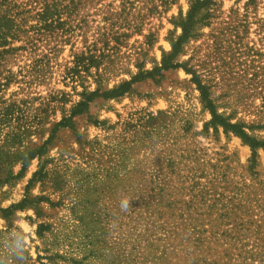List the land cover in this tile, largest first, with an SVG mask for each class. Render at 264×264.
Segmentation results:
<instances>
[{
  "label": "rangeland",
  "instance_id": "1",
  "mask_svg": "<svg viewBox=\"0 0 264 264\" xmlns=\"http://www.w3.org/2000/svg\"><path fill=\"white\" fill-rule=\"evenodd\" d=\"M192 1L0 6L12 8L0 29V208L31 200L8 218L0 212V264H153L201 195L237 197L264 233V151L252 173L241 138L220 127L202 133L211 114L182 66L103 96L161 65ZM194 33L173 61L199 74L218 113L264 139V0H216ZM90 54L99 65L71 73ZM93 91L102 95L70 127L57 126ZM129 195L125 213L119 202Z\"/></svg>",
  "mask_w": 264,
  "mask_h": 264
},
{
  "label": "trees",
  "instance_id": "2",
  "mask_svg": "<svg viewBox=\"0 0 264 264\" xmlns=\"http://www.w3.org/2000/svg\"><path fill=\"white\" fill-rule=\"evenodd\" d=\"M7 1L0 0V6L6 4ZM48 6L45 4L41 16L48 12ZM215 6L216 0H193L186 17L180 23L182 34L175 41L172 38L169 39L172 50L168 55L163 56L161 65L150 72L138 73L130 81H125L119 86L105 91L103 96L107 98L121 96L129 90L131 83L137 78L150 77L158 71L182 66L186 72L191 74V81L200 93L201 102L211 114L210 120L204 123L202 133L208 134L210 127L213 132L217 133L220 127L224 133L231 132L241 138L251 149L248 170L255 173L257 149L264 151V139L248 134L243 123L231 122L228 117L218 113L210 96L209 86L202 82L199 74L186 65L173 61L180 52L182 43L196 35L194 33L195 25L200 22V19L211 17ZM13 7L15 6L13 5ZM203 9H205V13L201 18H198L197 15ZM11 11L12 8H9L0 13V29H4L2 21H11L9 19ZM4 44L1 42V45ZM5 52L7 51H0L1 54ZM85 60V57H77L71 73L76 75L80 68L99 65L100 63L91 54L89 61ZM101 95L97 91L84 94V99L79 101L71 110L70 115L59 121L57 126L70 127L72 117L85 112L93 97ZM45 144L47 141L42 147ZM42 147L38 151L42 150ZM215 178H212L213 185H215ZM222 182L225 190L227 187L226 179H223ZM224 199L225 201H223ZM236 199L235 196L226 198L222 193L210 197L201 195L199 200L191 201L186 208L187 211L180 212L178 221L172 225V230L167 233V239H171V242H167L163 253L156 257L153 264H264V233H262L261 226L257 225L256 220L248 217L241 200ZM28 204H31V200L24 198L18 203L0 208L1 215L8 218L14 210L23 209ZM45 228L46 225L42 223L38 225L40 231L45 230ZM247 232L254 235L252 245L249 248L246 246L248 243L245 242Z\"/></svg>",
  "mask_w": 264,
  "mask_h": 264
},
{
  "label": "clouds",
  "instance_id": "3",
  "mask_svg": "<svg viewBox=\"0 0 264 264\" xmlns=\"http://www.w3.org/2000/svg\"><path fill=\"white\" fill-rule=\"evenodd\" d=\"M133 199L132 196H122L119 202V208L122 212H129L131 208V200Z\"/></svg>",
  "mask_w": 264,
  "mask_h": 264
}]
</instances>
